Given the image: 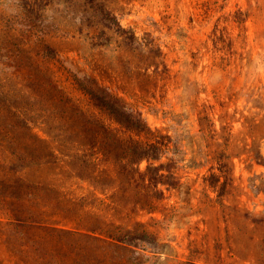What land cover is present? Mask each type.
Masks as SVG:
<instances>
[{
    "label": "rangeland",
    "instance_id": "obj_1",
    "mask_svg": "<svg viewBox=\"0 0 264 264\" xmlns=\"http://www.w3.org/2000/svg\"><path fill=\"white\" fill-rule=\"evenodd\" d=\"M0 264H264V0H0Z\"/></svg>",
    "mask_w": 264,
    "mask_h": 264
},
{
    "label": "trees",
    "instance_id": "obj_2",
    "mask_svg": "<svg viewBox=\"0 0 264 264\" xmlns=\"http://www.w3.org/2000/svg\"><path fill=\"white\" fill-rule=\"evenodd\" d=\"M124 247H128V246H124Z\"/></svg>",
    "mask_w": 264,
    "mask_h": 264
}]
</instances>
